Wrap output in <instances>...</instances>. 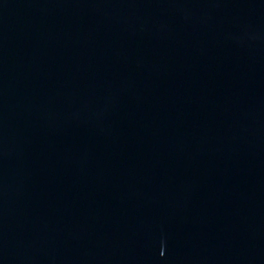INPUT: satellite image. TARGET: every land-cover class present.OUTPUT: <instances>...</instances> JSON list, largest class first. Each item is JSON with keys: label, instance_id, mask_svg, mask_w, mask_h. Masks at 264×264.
I'll list each match as a JSON object with an SVG mask.
<instances>
[{"label": "water", "instance_id": "water-1", "mask_svg": "<svg viewBox=\"0 0 264 264\" xmlns=\"http://www.w3.org/2000/svg\"><path fill=\"white\" fill-rule=\"evenodd\" d=\"M0 264H264V0H0Z\"/></svg>", "mask_w": 264, "mask_h": 264}]
</instances>
